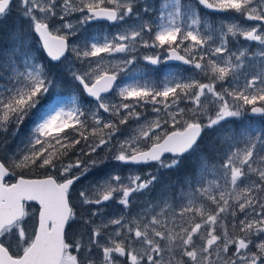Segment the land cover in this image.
<instances>
[{
    "label": "snow or ice",
    "instance_id": "6c2138e0",
    "mask_svg": "<svg viewBox=\"0 0 264 264\" xmlns=\"http://www.w3.org/2000/svg\"><path fill=\"white\" fill-rule=\"evenodd\" d=\"M138 3L141 0H0V25L6 24L15 10L18 17L27 21L29 30L38 37L47 56L65 65L72 79L78 81L81 92L94 98L92 102L95 104L89 127L82 119L85 111L77 105L76 98H73V106L67 109L61 106L62 101L58 99L40 114L39 122L23 148L18 146L11 154L0 156V264H120L119 258L125 256L131 264H186L184 257L190 264H214L213 253L216 264H264V130H255L259 134L249 135L243 149L233 151L232 144H228L224 163L219 167L225 185L230 186L232 191H221L217 197L211 194L209 188L196 189L215 207L204 204L193 207L194 200L189 199L179 215L183 217L190 212L194 215L185 221L187 227L179 226V232L166 229V235L165 231L157 230L153 225H166L155 216L143 226V230L139 221H134L136 226L132 227L125 225L121 216L109 223L119 225L121 229L127 227L128 234L134 233V238L126 237L129 240L127 246L123 239L117 241L113 236H108L107 243H102L99 226L87 233L86 240L83 229L76 237L68 238L72 224L78 219L71 203L73 186L91 167L104 163L103 160H89L85 165L77 157L75 162L63 164L62 159L67 156L68 150L80 145L81 140L88 147L87 151L80 149L85 156L107 148L111 152L108 159L118 164L155 163L157 170L175 169L185 154L191 155L198 150V141L205 129H215L230 117H240L245 106L249 105L252 113L264 116V87H256L257 80L264 84V72L249 81L244 91H217L215 81H224L229 75L235 78V73L243 67L242 62L233 64L229 56L223 61V66L216 61L202 64L177 52V46L184 41H191L190 47L185 48L186 52H191L207 45L212 39L211 32L205 36L199 30L201 18L198 6L216 12H235L248 21L264 23V0H192L191 3L165 0L159 7L151 0H142L140 9L134 11ZM74 12L86 14L75 23L67 21L66 17ZM141 12H157L158 15L155 21L145 20ZM94 20L112 22L119 25L120 30L111 38L86 37L81 43L69 42L71 36L77 35L79 27ZM129 20L133 22L128 23ZM208 27L211 29L210 24ZM224 28L225 25L221 24V42L214 49V54L228 51L229 34L264 45V29L259 24L243 28L237 23H229L226 32ZM11 38L17 46L28 47L26 32H13ZM138 45L145 48L167 46L166 50L171 52L169 59L193 64L201 71L210 70L213 82L166 81L160 88L148 83H117L121 72L135 62L136 57L130 54L137 50ZM16 51V47L11 49L13 54ZM116 53L129 55L114 62L109 57ZM4 54L8 55L7 52ZM259 55L264 56V51ZM8 59L11 60L12 56L8 55ZM143 59L152 65L161 63L159 56L146 55ZM236 59L239 61L240 57ZM74 60L82 64L87 60V68L77 70L72 66ZM25 63L29 65L26 72L15 77L8 76L9 82L0 85V131L7 132L9 125H15L14 134L18 132L29 113L49 93L50 88L59 83L46 66L33 63L30 56ZM0 70H3L2 64ZM249 88H255V91L249 92ZM109 93L118 96L121 103H113L107 95H102ZM226 96H231L233 103L230 104ZM201 97L205 100L202 101ZM182 98L191 100L194 107L179 108ZM144 104H163L168 119L161 121L157 118L140 123L141 114L135 107ZM210 105H216L214 115L209 112ZM174 106L176 110L169 111ZM101 109L118 120L103 118ZM121 110H124V115H121ZM152 111L159 113L161 109L153 107ZM201 117L207 122H203ZM130 119L138 123L125 134L120 126L127 125ZM170 121L174 130L157 134V129H162V123ZM178 122L182 124L176 128ZM118 135L123 138L118 139ZM234 135L235 129L232 128H222L219 132L224 141ZM90 137L94 138V143H88ZM65 140L68 143L65 144ZM6 147V142L0 143V153ZM166 153L172 154L171 158L165 157ZM258 161L260 166L254 167ZM33 167L58 170V175L30 179L21 174ZM207 168V157L202 156L201 174ZM251 174L258 179L254 180ZM200 178L197 177V182ZM156 180L157 177L152 174L147 179H141L139 175H107L90 190L79 191V199L82 205H102L118 198L119 204L128 208L130 198H135L133 194L149 188ZM216 186L220 187L218 183ZM191 195L193 193L190 192ZM230 200H235L236 204H231ZM29 202H36L38 208L33 211ZM238 212L244 215L237 221ZM197 214L199 220L196 219ZM89 215L94 217L97 212L90 211ZM33 217L35 224L29 233L26 225ZM80 219L84 225L92 224L91 219ZM229 219L231 228L238 229L242 235L230 234L229 224L225 223ZM218 228L221 229L220 234H217ZM114 236H121V231H115ZM157 237L168 242L166 249ZM136 242L141 244L139 250L132 246ZM13 248L15 252L10 250ZM177 248L180 259H164L162 253L165 250L174 254ZM94 249L102 252L99 261L93 255Z\"/></svg>",
    "mask_w": 264,
    "mask_h": 264
},
{
    "label": "rangeland",
    "instance_id": "374dc122",
    "mask_svg": "<svg viewBox=\"0 0 264 264\" xmlns=\"http://www.w3.org/2000/svg\"><path fill=\"white\" fill-rule=\"evenodd\" d=\"M151 2H153L157 7H159V5L164 3L165 0H151ZM191 2L192 0H188V3H191ZM141 3H142V0H141ZM141 3H138L134 6V11L140 9ZM13 14L14 15L17 14L15 10ZM85 14L86 13L74 12L71 15L67 16L66 20L75 23L78 18L82 17ZM157 15H158L157 12H151L148 14L141 12V16L145 20L155 21ZM205 15L208 16V18L205 19V28H204L205 36H207L209 32H211V35H212V39L209 40L208 44L204 45L203 47H198L196 49H193L191 52L185 51L186 47H190L191 41H184L183 44L179 45L178 47L183 49L188 56L191 55L192 58H195L196 62H199L198 58H201V56H203V58L205 59V64H207L209 61H216L217 63L221 64V66H223V61L226 60L229 56L232 57L233 64L242 62L243 67L235 73V78L233 77V75H229L224 81H218V80L215 81V84H216V88L223 84V89H227L228 91H244L249 81H251L255 76H257L261 72H264V56L259 55L261 51H264V45H261L258 41L246 40L243 36H240V35L233 37L229 34L227 37V44H226L228 51L223 52L221 54H214V49L220 46V42H221L219 30L221 28V24H224L225 25L224 31L226 32V25L229 23H237L239 26L243 28H249V27L256 26L259 24L261 29H264V23H260L257 21H248L244 19L243 17H240L235 12H216L213 10L205 9ZM16 20H17L16 22L20 23L19 31L26 32L28 35L30 30L28 28L27 21L24 19L25 26L27 27L26 28L22 25V21L20 17L16 18ZM127 22L132 23L133 21L129 20ZM209 24L211 25V29H209L208 27ZM1 27H3V25H0V28ZM119 30H120V26L117 24L110 26L106 23L97 24V22L90 21L87 24L83 25L82 27H79L77 35L71 36L69 38V42L70 43H81L86 37H94L96 39H102V37L107 36L111 38ZM13 32H16V31L14 30L12 31V33ZM32 38L36 39L35 36H33ZM33 41L35 40L33 39ZM166 48L167 46H165V48H159V47L145 48L141 45H138L137 50L130 54L136 57L135 62L127 66L126 71L121 72L120 74L119 78L121 77L123 78L122 84L139 82L141 84L148 83L149 86H153L154 83H153L152 76H153L154 66L156 67V65L150 64L148 61L144 60L143 57L146 55L154 56V54L156 55V53H158V56L160 57L161 62H164L165 60L164 51L166 50ZM242 52L244 53L243 56H241ZM127 55L129 54L116 53L114 54L113 57H109V59H112L115 62V61H119L125 58ZM29 56L33 63H38L37 56L35 54V49L29 44V41H28L27 48L22 47L21 49H18L16 51V56H13L11 60L5 61V63L3 61V70H0V85L9 82L7 79L8 76L15 77L21 72H26L29 65L25 63V60L28 59ZM237 57H240L239 61L236 59ZM90 59H95V58H90ZM0 64H1V61H0ZM48 65H49L48 63L45 64L46 68ZM87 65H88L87 60H85L83 64L78 60H74L72 62V66L76 68L77 70H81V71L86 69ZM146 66L150 67V70L147 71V73L145 71ZM66 71H67L66 66L62 65L61 72H66ZM68 75L72 81L73 79L71 75L69 73ZM162 75H163L164 83L166 81L189 82L191 80H198L201 83L213 82V76L210 70L201 71L199 69L197 75H196V71H193V74H191L190 77H180L178 75V72H176L175 70L167 69L165 70V72L162 73ZM21 78L23 79V77ZM57 81H59L58 85H62V82L60 80H57ZM13 82L15 81L13 80ZM70 82H68V84L70 85L72 91L75 93L77 89L74 86H72L73 83L72 82L70 83ZM256 87H264V84H261L260 80H257ZM61 90H62V86H61V89L59 88V90L55 94L50 95V96H44L42 99H46L47 103L42 104V99H41L40 103L34 109V112L31 111L32 113L28 115L25 118L23 124L19 126L18 132L14 134V130L16 126L15 128H12V129H9L8 127L7 132L0 131L1 143L6 142V145H7L10 143L8 141L10 138L15 139L13 147H6L4 152L0 154L1 156L5 154H11L17 149L18 146L20 148H23L25 144L27 143L28 138L32 136L36 123L39 122L40 114L47 111L49 109V106L52 105L54 102H56L58 99L62 101L61 106L65 107L66 109L71 108L73 106V100L71 98L72 95L71 97H68L67 99L64 95H62L59 92ZM80 91H81V88H80ZM248 91L254 92L255 88H249ZM225 98L229 101L230 104L233 103V98L231 96H226ZM109 99L113 103H116V104L121 103V99L116 95H113ZM201 100L204 101L205 97H201ZM127 102L131 103V101H127ZM170 102L171 101H169V103ZM70 103H72V105L68 107ZM154 106L160 108L161 111L159 113L153 112L152 111L153 108H150L148 110V112L150 113V116L146 114H141L140 121H139L140 123L144 121H152L157 118L161 119V121H163L164 119H168V116L166 112L164 111L163 104H156ZM178 106L179 108H184V109L194 107V105L192 104V101L189 99H185V98H182L179 101ZM250 108H251L250 105L245 106L243 113L240 117H230L226 121H223L221 125L217 126V127H221L222 125H225L223 127L224 129L229 128L230 126L228 122L232 118L237 119L239 120V122H241V127L237 129L232 139L228 141L223 140L224 142V145L222 148L223 160L221 161V163L208 165V168L202 174L201 172L198 173V177H201L199 179V182H197V178L190 180L193 182H188V186L182 192V196L172 197L169 194L166 195L160 192L157 193L154 190V187H153L154 185L152 184L149 186V188L144 189L142 192L133 194L134 197H139V203L135 207L133 206V203H132V200L134 198H130L131 202L128 208H125L123 205H120L118 202V198L112 201L104 202L102 205H82L79 199V191L90 190L94 185H96L98 181L102 180L104 176L120 175L122 177H127L129 175H139L141 179H146V177H149V174L155 175L154 174L155 172L158 173L163 170H169V169L157 170L158 166H156V167H150L146 170L126 169V171L124 172L123 167L120 164L108 159V157L111 156V152H109L107 148L98 149L97 152L93 153L91 156H86L88 158V161L97 160V159H99L97 161H100L102 158H104L105 164L104 166L103 164H98V166L93 167V168H96L98 172H100L98 175H96L97 177H95L93 184H91L90 179H87V183H83L82 186H80L77 189V197L75 199V208H76L77 215L80 214V216L83 217L84 219L92 220V224L90 225H84L82 220L81 222H79V223H82L83 227L81 229L84 230V233L86 235L84 239L85 240L87 239V233H89L93 227L99 226L101 228V233H102V236L100 238L102 243H107L108 236H113V238L116 239L117 241L123 239L125 241V245L127 246V244L129 243V240L126 239V237L132 236L134 238V233L128 234L127 227H124L123 229H121L119 225H112L109 223L110 220L120 218L121 216H123V223L125 225H131L132 227L136 226L134 221H139L140 227L142 230H143V226L145 224H148L151 221L152 217L155 216L157 219L162 220L164 222V225H166V227L161 226L159 224L153 225V227H156L157 230L165 231L166 235H167L166 229H174L176 232H179L180 231L179 226L187 227L188 225L187 223H185V221L194 214L190 212V213H186L185 216L181 217L179 213L182 207L185 205H188L189 199L194 200L193 207L199 206L200 204L205 205V200H208L206 196H201L198 192H196V189L200 187L209 188L211 190V194L216 195L217 197L219 196V193L221 191H229V192L232 191L230 186L225 185V180L222 177V169L219 166L224 163V153L227 151L228 144H232L233 151L237 149H243L246 147L249 135L259 134L255 130H263L258 124L264 120V116L259 115L257 117H254L252 115V112L250 111ZM92 110L94 109H91L87 107L86 105L84 109L85 116L82 117V119L86 120L89 127H91L92 125V120H90L91 115H92ZM135 110H136V107H135ZM175 110H176L175 106L172 109H169V111H175ZM215 111H216V105H210L209 106L210 114L214 115ZM100 113L102 114L101 116L105 119L117 118V117H111L110 114L108 113H104L102 109L100 110ZM124 114H125L124 110H121V115H124ZM201 119L203 120V122L205 123L207 122L206 118L201 117ZM28 122H30V124L24 129V131H22L20 127L24 126ZM137 123L138 122L135 119H130L127 125H121L120 127L122 128V130H125V134H127V130L136 127ZM181 124L182 122H178L176 123L175 127L179 128L181 127ZM165 126H167V128L163 129V127ZM169 130L170 131L174 130V128L172 127L171 121L168 124L162 123V129H157V134H163L164 132H169ZM205 130L206 132H211L214 129H205ZM117 138L122 139L123 137L118 135ZM81 141H82L81 146L87 147V144L83 140ZM94 142H95L94 138L90 137L88 143H94ZM64 143L65 144L67 143L66 140L64 141ZM113 143H115V141ZM56 148H60V145H56ZM257 148L259 149V145L257 146ZM113 151H115V148H113ZM72 160L73 158H69L67 154V156L63 157L62 163L63 164L72 163ZM182 161L183 159H181V162ZM257 166H260L259 161L257 162L256 165H254V167H257ZM245 168H247V166H245ZM25 170H26V173L25 172L22 173V175H24L25 178H29L33 176L43 177V176H47L48 173H50L51 175L52 173H54L53 171H55V170L50 171L48 169L39 168V167H33L31 169H25ZM251 175L254 180L258 179L255 176V174H251ZM217 183L220 185V187L216 186ZM159 186L162 187L161 185ZM165 187L168 191L173 190L174 188V186H165ZM190 192L193 193V195L189 196ZM229 202L233 205L236 204L235 200H230ZM209 207L214 208L215 206L211 204ZM90 211L97 212V215L94 216L95 219H93V217L89 215ZM162 211H163V215L161 216L160 213ZM257 211H259L258 208H257ZM249 212H251V209H249ZM243 215H244L243 213L238 212L237 217H236L237 221L243 218ZM196 219L199 220L198 214L196 215ZM225 223L229 224V232L231 235H234V236L242 235V233H239L238 229L233 230L231 228L230 219L226 220ZM28 229H30V227L26 226L27 232H28ZM81 229H79V232L81 231ZM117 230L121 231V236H114V233ZM220 231L221 229L218 228L217 234H220ZM79 232H77V230H74L71 232V235L77 234ZM149 234L151 235L150 229H149ZM156 239L161 243L162 247H165V249L167 248V244H168L167 241L160 240V238L158 237ZM197 243L199 244L200 242L197 241ZM132 246L136 248L137 250H139L141 247V244L139 242H136ZM144 247H147V245H144ZM251 247L252 246L250 245V248ZM252 250H255V249H252ZM93 255L95 256L97 261H99L102 258V252L99 250L94 249ZM162 256L164 257L165 260L172 259L173 261H175L176 259H180L179 249L178 248L174 249V254L169 253L167 250H165L162 253ZM159 258L160 257H157V259ZM211 258L214 264H216V256L214 253L212 254ZM119 259H120V264H131L130 259L126 256L120 257ZM183 259L185 260L186 264H190V262H187V257H184Z\"/></svg>",
    "mask_w": 264,
    "mask_h": 264
},
{
    "label": "trees",
    "instance_id": "16d2710c",
    "mask_svg": "<svg viewBox=\"0 0 264 264\" xmlns=\"http://www.w3.org/2000/svg\"><path fill=\"white\" fill-rule=\"evenodd\" d=\"M14 13V11H13ZM8 17L7 19V23L3 25V27L0 28V61L1 64L3 65V61L5 63V61L9 60L8 59V55H11L12 58L13 56H16V52L13 54L11 53V49H13L14 47L18 49H21L22 47L17 46L16 41L13 40L11 38V34L12 31H19V22H16V18H18L17 14H13ZM14 15V16H13ZM22 21V25L24 27L25 26V20L21 19ZM103 24L101 22H97V24ZM27 28V27H26ZM34 35V33H32L31 31H29L27 37H28V41L30 45H33V48L35 49V51H37V53L39 54V56L45 60V64H46V57L44 56L42 50H41V46L40 43L38 41V39L36 38H32ZM33 39L36 41H33ZM8 52V55H5L4 53ZM49 66V71L51 74L53 75H58L53 69L51 65ZM146 69V70H145ZM144 70L149 71L150 67L146 66ZM61 74V72H59ZM66 72H63V74H65ZM67 74V73H66ZM68 76H65V95H68L69 89L67 87L68 84ZM217 91H221L223 90V84L218 86ZM63 93V91H62ZM76 97H85L84 93L81 96H76ZM229 128L235 129V132L237 131L238 128L241 127V122H239V120L232 118L229 122ZM29 124H25L24 126L20 127L22 129V131H24V129L28 126ZM263 130H264V120L258 124ZM225 125H222L221 127H216L214 130H212L211 132H205V141L202 140L201 144L199 145V148L196 152H194L190 158L186 157L185 159H183V161L178 165V167H176L175 169H169V170H163L160 171L158 173H154L155 176L157 177V180L153 183V187L154 190L158 193H163L166 195H171L172 197L174 196H182V192L185 190V188H187L188 186V182H193L190 181L194 178L198 177V173H200V169H201V157L202 156H206L207 157V161H208V165H212V164H217V163H221V161L223 160V152H222V148L224 145L223 140L220 138L219 133L221 128H223ZM15 128V125H9V129ZM10 143L7 144V147H13V144L15 142V139L10 138L8 140ZM82 142V141H81ZM1 143V141H0ZM81 148H84L85 151H87V147H83L80 145H77L75 148H72V150H74L75 152L73 153L74 156L79 157L82 161H84V164H87L88 162V158L84 155L83 152H81ZM2 154V153H0ZM1 156V155H0ZM189 158V159H188ZM99 160V159H97ZM101 160L104 161L103 166L105 164V159L102 158ZM100 160V161H101ZM151 167H156V166H151ZM92 168V172L93 175L96 176L98 175L100 172H98L96 170V168ZM150 167H145L142 168L143 170H146ZM25 172L26 170H23L22 173ZM149 177H146V179ZM159 185H161L162 187H160ZM165 186H174L173 190L168 191L166 189ZM133 206L135 207L138 203H139V197H135L132 200ZM205 205L206 206H210L211 203L209 202V200H205ZM80 214H78V219L75 222V224H77L73 230H77V232H79V229H81L82 223L81 219H80ZM93 219H95L93 217ZM72 232V231H71ZM74 235L77 234H72L71 237H68L69 240H71L73 237H75ZM86 237V235H84V238Z\"/></svg>",
    "mask_w": 264,
    "mask_h": 264
},
{
    "label": "flooded vegetation",
    "instance_id": "af4514ba",
    "mask_svg": "<svg viewBox=\"0 0 264 264\" xmlns=\"http://www.w3.org/2000/svg\"><path fill=\"white\" fill-rule=\"evenodd\" d=\"M182 3H188V0H182ZM199 7V15H200V18H201V24H200V26H199V28H200V32L202 33V34H204L205 35V31H204V28H205V19L206 18H208V16L207 15H205V8H203V6H198ZM32 47H33V45H31ZM203 47V46H202ZM42 50V49H41ZM177 52L179 53V55H181V56H185L186 58H189V59H194L195 60V58H192V56L191 55H187L186 54V52L183 50V49H181V48H179L178 46H177ZM170 51H168V50H165L164 51V56H165V60H164V62H161L160 64H158V65H156V67L154 66V69H153V76H152V79H153V86H155V87H157V88H160L163 84H164V79H163V75H162V73L163 72H165V70H167V69H169V70H175L176 72H178V75L180 76V77H190L191 76V74H193V71H196V75H197V73H198V71H199V69H196L195 67H194V65L193 64H183L182 62H177V63H168V61L170 60L169 59V57H170ZM35 54H36V56H37V61H38V63L39 64H43L44 66H45V60H43L40 56H39V54L37 53V51H35ZM154 56H158V53H156V55L154 54ZM201 57H203V56H201ZM198 61L199 62H202V64H205V59L203 58V60H201V58H198ZM46 64H47V61H46ZM48 67V66H47ZM60 68H62V66H60ZM62 78H63V75L61 76ZM53 78H55L56 80H60V78L59 77H53ZM61 82H62V85H58V84H56L55 86H53L52 88H50V90H49V93L46 95V96H50V95H53V94H55L58 90H59V88L61 89V86H62V90L61 91H59L60 93L63 91V88H64V86H63V79H61L60 80ZM68 82H70L71 81V78L69 77V79L67 80ZM72 83H73V85L72 86H74L76 89H77V91H75V93L72 91V89H71V87H70V85L68 84V88H69V93L71 94V95H73V96H81L83 93L80 91V85H79V83L77 82V81H75V80H72L71 81ZM70 82V83H71ZM117 83H119V84H122L123 83V78L121 77V78H118V81H117ZM52 91V92H51ZM77 92H79V93H77ZM77 93V94H76ZM114 94L113 93H111L109 96H108V98H110V97H112ZM81 99H83V98H80L79 100L81 101ZM44 103H47V100L46 99H42V104H44ZM83 103H85L86 105H87V107H89V108H91V109H95V104L93 103V102H91V101H88V100H86V99H83ZM152 104H144L143 106H140V105H137L136 106V110L137 111H139V113L140 114H146V115H148V116H150V113L148 112V110L150 109V108H153V107H156V106H154V105H152ZM33 112H34V109L32 110ZM146 113H145V112ZM32 112H30L29 113V115L31 114ZM100 115H102L101 113H100ZM106 118H107V116H106ZM29 119H30V117H29ZM111 119H114V120H118L117 118H111ZM90 120H91V118H90ZM28 124H30V122H28ZM167 128V126H165V127H163V129H166ZM169 132H170V130H169ZM205 135V131L203 132V136ZM66 142L68 143V141L66 140ZM75 151L74 150H68V157L69 158H73V160H72V163L73 162H75V160L77 159V156H74V153ZM126 169H130V170H132V169H140V168H135V167H123V171L125 172L126 171ZM74 171H78V170H76V169H74ZM54 173H52L51 175H58V170H55V171H53ZM22 174V173H21ZM47 175H50V173H48ZM92 169L90 168V171L89 172H87L82 178H81V180L79 181V182H77V184H75L74 186H73V191H72V193H71V202L73 201V197L74 196H76V194H77V189L80 187V186H82V184L83 183H87V180L86 179H90L91 177H92ZM46 176H43V177H40V176H33V177H29L30 179H42V178H45ZM85 178V179H84ZM84 179V180H83ZM14 182V181H13ZM30 205V207H31V209L33 210V211H35V209L36 208H38V206L37 205H35V204H29ZM35 224V218L33 217V218H31V219H29L28 221H27V227H30V229H28V232L30 233L31 232V229H32V226ZM70 231V230H69ZM69 237H71V235L69 234ZM11 251H13V252H15L16 250L13 248V249H10Z\"/></svg>",
    "mask_w": 264,
    "mask_h": 264
},
{
    "label": "water",
    "instance_id": "95a60500",
    "mask_svg": "<svg viewBox=\"0 0 264 264\" xmlns=\"http://www.w3.org/2000/svg\"><path fill=\"white\" fill-rule=\"evenodd\" d=\"M94 21H96V20H94ZM99 22H103V23H107V24H110V25H114V23H112V22H109V21H104V20H99ZM36 36V35H35ZM36 38L38 39V37L36 36ZM39 40V39H38ZM40 42V41H39ZM41 43V42H40ZM42 50H43V52H44V54L46 55V57H47V59L52 63V64H55V65H58L59 63L58 62H56V61H52L51 60V58L50 57H48L47 56V53H46V50H44L43 48H42ZM170 56H171V53H170ZM177 62H182L183 64H185L182 60H175V59H170L169 61H168V63H177ZM86 94V93H85ZM110 94V93H109ZM109 94H102V95H109ZM89 99H91V100H93L94 98H90V97H88ZM252 115L253 116H258L259 114H254V113H252ZM202 137H203V133H202V135H201V139H202ZM200 139V140H201ZM199 140V141H200ZM199 141H198V143H199ZM186 155H188V154H185V156ZM172 156V154H168V153H166L165 154V157H171ZM184 156V157H185ZM123 165V164H122ZM149 165H156L155 163H152V164H149ZM126 166H134V167H141V166H146V165H126ZM29 204H35V205H37L38 206V204L36 203V202H29Z\"/></svg>",
    "mask_w": 264,
    "mask_h": 264
}]
</instances>
